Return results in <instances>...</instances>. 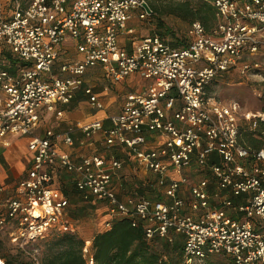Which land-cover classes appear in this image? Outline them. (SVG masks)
<instances>
[{"label": "built area", "instance_id": "2783aa9c", "mask_svg": "<svg viewBox=\"0 0 264 264\" xmlns=\"http://www.w3.org/2000/svg\"><path fill=\"white\" fill-rule=\"evenodd\" d=\"M12 4L10 14L0 18V43L24 65L14 73L0 67V147L27 137L31 165L15 193L0 198V244L8 237L19 250L35 249L50 233H76L69 197L56 185L61 166L73 175L83 200L107 202L113 218L142 222L149 241L179 239L184 264H205L215 255L230 264H264V235L255 227L264 221V145L242 142L243 131L264 121V112L245 111L237 100H218L208 90L226 74L264 70V0H212L217 17L212 31L195 21L185 44L154 33L134 36L130 49L119 36L135 33L128 24L135 14L151 16L147 0ZM68 39L75 40L80 57L55 71ZM97 65L113 82L134 74L149 83L126 95L122 109L107 117L109 125L103 119L77 122L85 135L82 146H94L101 132L113 153L76 158L58 149L52 129L43 135L36 130L43 115L80 91L93 108H103L93 86L85 85L87 69ZM63 140L74 145L69 133ZM114 150L151 172L148 182L162 196L122 201L114 175L125 160ZM90 245L83 249L87 264H93ZM5 262L0 252V264Z\"/></svg>", "mask_w": 264, "mask_h": 264}, {"label": "rangeland", "instance_id": "374dc122", "mask_svg": "<svg viewBox=\"0 0 264 264\" xmlns=\"http://www.w3.org/2000/svg\"><path fill=\"white\" fill-rule=\"evenodd\" d=\"M149 1V0H148ZM184 0H160L158 5L160 7V13H155L145 20H141L143 24L140 26V32L137 36H147L153 33L160 34L167 38L171 43L181 42L180 45L186 43L187 31L190 27V22L174 15L169 12V8L183 2ZM195 4L197 0H192ZM150 2V1H149ZM213 27V26H212ZM168 28L169 32L165 30ZM213 29V28H212ZM161 32V33H160ZM64 59V58H63ZM8 64V61L4 56L0 58V66ZM264 66V65H263ZM142 84L147 85L148 80L141 78ZM95 85V91L101 92L108 88V91L114 89L113 85L109 83H99ZM210 95L215 96L218 100L231 101L237 100L240 102L245 111L257 112L263 111L264 108V70L260 75H243L240 73L226 74L215 80L208 88ZM244 138V135H243ZM20 147L17 156L11 159V164L6 167L9 174L8 193L12 195L19 180L25 176L28 169V152L27 141L25 139L20 140ZM120 156L125 160L123 170L119 173L121 182H117L119 188V198L123 201L129 196L146 195L149 198H155L160 195V190L156 188H146L142 193L140 184L143 178L150 180L151 173L144 175L134 173L132 165L128 162L124 153H120ZM64 177V176H63ZM70 179L68 175L65 176ZM68 185L71 186V182L66 180ZM70 194L74 191L69 189ZM74 201V200H73ZM105 207L108 209V203L104 201H96L93 203H77L72 202L68 208L69 216L76 221V234L83 238L86 242L91 244L92 236L95 233L105 228L106 222L103 216L107 213L104 211ZM109 212V211H108ZM255 227L260 229V232L264 235V221H256ZM55 233H50L46 237L38 240L35 243V249L26 248L25 250H19L10 242L8 237L3 238L0 244V252L4 256H15L17 264H35V258L39 263L47 252L49 244ZM92 237V238H91ZM217 264H229L230 261L223 255H215L209 258Z\"/></svg>", "mask_w": 264, "mask_h": 264}, {"label": "crops", "instance_id": "0c3cea01", "mask_svg": "<svg viewBox=\"0 0 264 264\" xmlns=\"http://www.w3.org/2000/svg\"><path fill=\"white\" fill-rule=\"evenodd\" d=\"M12 1L13 0H0V18L6 17L8 14H10L11 7L13 5ZM22 1L24 3L27 2V0H22ZM141 20L143 19H140L138 15L135 14L133 18L129 21L128 24L130 27L134 28L135 33L134 34H121L119 36V41H120L121 46L127 49H130L132 47V39L134 38V36H137L138 32L141 31L140 26L143 24ZM3 48L7 49L6 47H4L3 44L0 43V58L2 57L1 51L3 50ZM79 57H80V53L77 50L75 40H72V39L66 40L60 47V54L54 66L55 71H58V67L60 66L61 63L65 61H69V60H76ZM100 82L103 84L109 83L113 85L114 89L111 91H108V88L106 87L104 91L96 92L95 85H100L99 84ZM85 85L93 86L94 91L99 95L100 101L103 103V108L101 109L93 108L91 104L89 103L88 98L82 93V91H80L77 93V95L74 97V99L70 103L58 104L55 112H48L45 115H43L40 126L36 130V134L43 135L47 129H52L56 135L55 142H56V146L58 147V149L60 151H67L73 154L76 158H79L82 155L91 154L94 152L112 154L113 149H111L105 144L101 132H98L94 136V146H91V147L82 146L80 142L85 138L84 137L85 135L80 129L76 127V124L77 122H89L95 119H103L104 124L109 125V121L107 117L110 114L118 113L122 109L126 95L130 92H137V91L142 90V87L144 86V84H142L141 77L134 75V74L126 77L124 80L113 82L110 78H108L105 75L103 67L101 65H97V66H93L87 69L86 74H85ZM67 133H69L74 140L73 146H69L64 143L63 138ZM23 139L27 141L28 169H29L31 165V154L28 149V138L27 137L13 138L12 143L8 147H2V146L0 147V187L2 189L0 192V198L12 196L15 193L16 187L12 195H10L7 192L9 189V185L7 184V181L9 180V174L6 170V167L8 168V166L11 164V159L17 156L19 152V147L21 145L20 140H23ZM120 153H123V152H121V150H117V151L114 150V154L120 156ZM130 164L132 165L131 170L134 173L141 174V175L148 173V171L143 170V169H137V167L134 164L132 163ZM121 170L117 171V173L114 175V185H115L118 195H119V188H118L117 182L122 181L119 175ZM66 175H68L70 179H67L65 177ZM151 177H154L152 173H151ZM55 180H56V185L60 187L62 190L63 188L64 189L66 188L68 191L69 189L74 191V193L70 194V196L67 195L70 200L69 207L71 206L72 202L74 203L75 202L77 203L96 202V201L87 202L83 200L80 193L75 188L74 181H73V175L69 173L68 171H66L64 168H62L61 166L57 167ZM66 180H69L70 182L72 180L71 182L72 187L68 185ZM139 187L140 189H143V190H145L146 188L158 189L157 187L151 185L148 182V180H146V178L142 179V182ZM143 192L141 194H143ZM183 194L186 197L189 196V192L186 190L183 192ZM140 196H146V195H140ZM160 196H162V194ZM104 211L107 212L103 216V219H105L104 221L105 222L111 221L114 216L110 212H108L109 210L106 207ZM71 219L73 220L72 217Z\"/></svg>", "mask_w": 264, "mask_h": 264}, {"label": "trees", "instance_id": "16d2710c", "mask_svg": "<svg viewBox=\"0 0 264 264\" xmlns=\"http://www.w3.org/2000/svg\"><path fill=\"white\" fill-rule=\"evenodd\" d=\"M149 1L151 15L160 13L158 5L160 0ZM169 12L190 22V26L195 21L201 22L208 32L213 30L217 22L216 9L212 0H197L195 4L192 0H184L170 7ZM168 30L166 28L165 32L168 33ZM173 44L180 45L181 42L178 40ZM1 55L6 58L8 64L0 67L12 73L19 66L24 65L8 49L3 48ZM242 142L255 148L263 146L264 121H260L254 129L246 128L242 133ZM63 191L70 196L66 188H63ZM141 191L144 190L141 189ZM256 229L260 232V229ZM85 244L86 241L75 232L55 233L39 264H87L83 252ZM90 250L93 264H184L183 244L179 239L173 243L161 238L149 241L142 222H135L129 216L113 218L109 228L95 233L91 240ZM4 258L5 264H17L15 256L8 255ZM209 258L206 259L205 264H217Z\"/></svg>", "mask_w": 264, "mask_h": 264}, {"label": "water", "instance_id": "95a60500", "mask_svg": "<svg viewBox=\"0 0 264 264\" xmlns=\"http://www.w3.org/2000/svg\"><path fill=\"white\" fill-rule=\"evenodd\" d=\"M146 8L151 11V8L148 5H146Z\"/></svg>", "mask_w": 264, "mask_h": 264}]
</instances>
